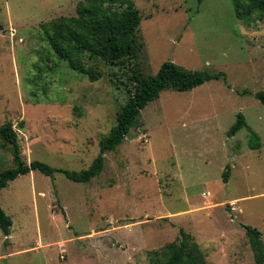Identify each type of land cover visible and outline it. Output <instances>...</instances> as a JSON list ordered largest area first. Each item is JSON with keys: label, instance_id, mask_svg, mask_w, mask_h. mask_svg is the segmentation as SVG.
Instances as JSON below:
<instances>
[{"label": "rangeland", "instance_id": "1", "mask_svg": "<svg viewBox=\"0 0 264 264\" xmlns=\"http://www.w3.org/2000/svg\"><path fill=\"white\" fill-rule=\"evenodd\" d=\"M79 1L0 0V128L14 124L26 162L77 171L96 158L132 89L130 60L94 64L102 75L92 81L52 49L42 23L76 15ZM133 1L146 74L173 61L223 71L231 86L162 92L88 183L38 170L10 181L0 191L13 221L10 235L0 228V264H153L179 246L181 228L207 264H257L245 226L264 240V104L254 95L264 90V17L238 19L235 0ZM239 112L260 149L247 128L228 135ZM11 166L0 135V170Z\"/></svg>", "mask_w": 264, "mask_h": 264}, {"label": "trees", "instance_id": "2", "mask_svg": "<svg viewBox=\"0 0 264 264\" xmlns=\"http://www.w3.org/2000/svg\"><path fill=\"white\" fill-rule=\"evenodd\" d=\"M236 16L240 20L251 22L264 17V0H235ZM142 14L133 0H81L77 5V14L60 16L42 23V29L52 47L60 58L66 60L70 67L87 75L92 81L101 77L94 64H114L131 61L132 72L129 77L132 84L127 102L117 113V122L110 132L100 140V151L91 165L81 171L53 167L50 164L33 160L26 162L22 156L18 132L11 121H6L0 128L4 143L12 146L13 166L0 170V191L10 181L20 175L38 170L48 176L56 172L64 173L69 179L88 183L97 177L105 165L106 154L115 151L130 135L141 118L142 110L157 100L167 90L189 91L214 79H223L228 83L223 71L189 70L173 61H165L155 74H146L140 67L138 57L144 47L140 38ZM93 62V63H91ZM241 93H251L243 90ZM255 97L264 104V90H259ZM242 128L250 132L249 147L258 150L262 146L261 137L247 122L242 112L228 130L234 136ZM230 165H227L223 180L228 182ZM12 218L0 204V228L10 235ZM257 264H264V240L262 232L246 225ZM181 240L172 247L171 254L164 259L154 257L153 264H207L205 254L199 249L193 236L185 229H180ZM168 246V245H167ZM170 248V247H168Z\"/></svg>", "mask_w": 264, "mask_h": 264}]
</instances>
